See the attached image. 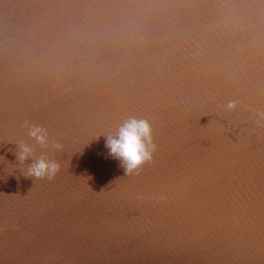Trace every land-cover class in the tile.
Masks as SVG:
<instances>
[{
    "label": "water",
    "instance_id": "95a60500",
    "mask_svg": "<svg viewBox=\"0 0 264 264\" xmlns=\"http://www.w3.org/2000/svg\"><path fill=\"white\" fill-rule=\"evenodd\" d=\"M260 113L264 0H0V264H264ZM133 117L157 151L128 175Z\"/></svg>",
    "mask_w": 264,
    "mask_h": 264
},
{
    "label": "clouds",
    "instance_id": "9594fccd",
    "mask_svg": "<svg viewBox=\"0 0 264 264\" xmlns=\"http://www.w3.org/2000/svg\"><path fill=\"white\" fill-rule=\"evenodd\" d=\"M235 102H230L228 108H235ZM264 118V113H260ZM28 135L40 145L49 143V135L46 128L39 125L26 126ZM19 160L23 163L33 156V148L27 143L19 145ZM57 150H62L63 146L59 143L54 144ZM106 147L110 150V155L120 159L128 175L139 174L140 170L147 163L154 159L157 145L152 135V126L146 119L135 117L127 120L118 131L115 137H108ZM61 171V165L55 160H49L45 156L34 159V162L27 168L25 173L28 177L36 179L53 180ZM160 199H166L161 196Z\"/></svg>",
    "mask_w": 264,
    "mask_h": 264
}]
</instances>
